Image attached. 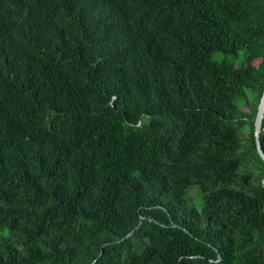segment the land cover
<instances>
[{
    "label": "trees",
    "instance_id": "trees-1",
    "mask_svg": "<svg viewBox=\"0 0 264 264\" xmlns=\"http://www.w3.org/2000/svg\"><path fill=\"white\" fill-rule=\"evenodd\" d=\"M263 88L264 0H0V264H264Z\"/></svg>",
    "mask_w": 264,
    "mask_h": 264
},
{
    "label": "rangeland",
    "instance_id": "rangeland-1",
    "mask_svg": "<svg viewBox=\"0 0 264 264\" xmlns=\"http://www.w3.org/2000/svg\"><path fill=\"white\" fill-rule=\"evenodd\" d=\"M243 51L241 50L240 51V54L242 53ZM212 58L216 61H221V60H224V59H227V60H235V59H238L236 57H234L233 55H225L221 52H215L212 56ZM238 62V60L236 61ZM241 105V104H239ZM247 109V108H246ZM245 109V110H246ZM239 133L241 135V138L243 140H245L244 138L246 136L249 135V128L247 125H244L242 127L239 128ZM187 197H188V204L189 205H195L196 207H198L199 209L202 207V198L200 196V193H199V189L196 185H192L188 191H187Z\"/></svg>",
    "mask_w": 264,
    "mask_h": 264
},
{
    "label": "water",
    "instance_id": "water-1",
    "mask_svg": "<svg viewBox=\"0 0 264 264\" xmlns=\"http://www.w3.org/2000/svg\"><path fill=\"white\" fill-rule=\"evenodd\" d=\"M263 118H264V88L259 103L257 105V111L254 119V138H255L256 150L259 156L261 157V159L264 161V151L261 147V131H262ZM130 234L131 233H129L125 237H128Z\"/></svg>",
    "mask_w": 264,
    "mask_h": 264
}]
</instances>
